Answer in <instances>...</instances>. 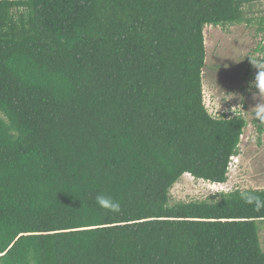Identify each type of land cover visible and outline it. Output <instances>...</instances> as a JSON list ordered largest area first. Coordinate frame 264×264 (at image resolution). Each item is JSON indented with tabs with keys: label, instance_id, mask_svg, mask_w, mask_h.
Wrapping results in <instances>:
<instances>
[{
	"label": "trees",
	"instance_id": "trees-1",
	"mask_svg": "<svg viewBox=\"0 0 264 264\" xmlns=\"http://www.w3.org/2000/svg\"><path fill=\"white\" fill-rule=\"evenodd\" d=\"M256 1L0 0V264H264V189L170 200L229 179L247 120L206 106L205 27Z\"/></svg>",
	"mask_w": 264,
	"mask_h": 264
},
{
	"label": "rangeland",
	"instance_id": "rangeland-1",
	"mask_svg": "<svg viewBox=\"0 0 264 264\" xmlns=\"http://www.w3.org/2000/svg\"><path fill=\"white\" fill-rule=\"evenodd\" d=\"M246 8V19L241 23L205 27L207 57L203 69L208 110L214 116L225 112L247 120L240 152L233 159L226 183L185 172L170 191L171 206L210 198L222 201L229 196L227 191L264 188V121L257 118L254 108L264 104V95L252 86L258 72L264 70V1ZM257 224L264 250V219Z\"/></svg>",
	"mask_w": 264,
	"mask_h": 264
},
{
	"label": "clouds",
	"instance_id": "clouds-1",
	"mask_svg": "<svg viewBox=\"0 0 264 264\" xmlns=\"http://www.w3.org/2000/svg\"><path fill=\"white\" fill-rule=\"evenodd\" d=\"M258 67L260 66L258 65ZM252 86L259 90V95H264V70L261 69L258 72ZM254 108L256 110L257 118L264 121V104H257ZM240 196L246 204L254 205L256 211L264 209V199H261L260 196L253 194L252 191H242ZM95 200L100 208L107 211L118 213L121 210L119 201L106 193L98 194Z\"/></svg>",
	"mask_w": 264,
	"mask_h": 264
},
{
	"label": "crops",
	"instance_id": "crops-1",
	"mask_svg": "<svg viewBox=\"0 0 264 264\" xmlns=\"http://www.w3.org/2000/svg\"><path fill=\"white\" fill-rule=\"evenodd\" d=\"M260 128H262V126H260ZM260 128H259V129H260ZM262 129H263V128H262ZM263 189H264V188H262V189H259V188H258L257 190H263ZM252 190H256V189H252Z\"/></svg>",
	"mask_w": 264,
	"mask_h": 264
}]
</instances>
